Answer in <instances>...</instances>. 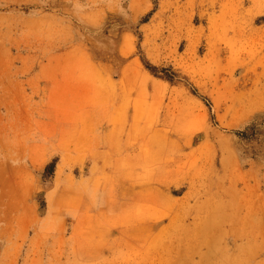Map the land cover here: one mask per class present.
Wrapping results in <instances>:
<instances>
[{"label":"rangeland","instance_id":"rangeland-1","mask_svg":"<svg viewBox=\"0 0 264 264\" xmlns=\"http://www.w3.org/2000/svg\"><path fill=\"white\" fill-rule=\"evenodd\" d=\"M0 264H264V0H0Z\"/></svg>","mask_w":264,"mask_h":264}]
</instances>
